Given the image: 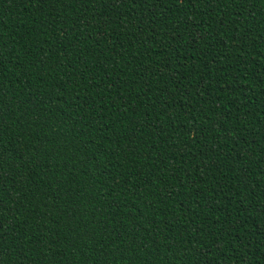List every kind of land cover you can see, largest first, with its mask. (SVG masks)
<instances>
[{"label": "trees", "instance_id": "16d2710c", "mask_svg": "<svg viewBox=\"0 0 264 264\" xmlns=\"http://www.w3.org/2000/svg\"><path fill=\"white\" fill-rule=\"evenodd\" d=\"M0 264H264V0H0Z\"/></svg>", "mask_w": 264, "mask_h": 264}]
</instances>
